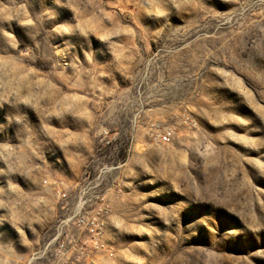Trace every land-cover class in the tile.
<instances>
[{"label": "rangeland", "instance_id": "obj_1", "mask_svg": "<svg viewBox=\"0 0 264 264\" xmlns=\"http://www.w3.org/2000/svg\"><path fill=\"white\" fill-rule=\"evenodd\" d=\"M0 264H264V0H0Z\"/></svg>", "mask_w": 264, "mask_h": 264}, {"label": "built area", "instance_id": "obj_2", "mask_svg": "<svg viewBox=\"0 0 264 264\" xmlns=\"http://www.w3.org/2000/svg\"><path fill=\"white\" fill-rule=\"evenodd\" d=\"M172 138V131L168 130L167 132L165 131L164 133H161L158 135L157 139L160 143L162 144H167L171 141Z\"/></svg>", "mask_w": 264, "mask_h": 264}]
</instances>
